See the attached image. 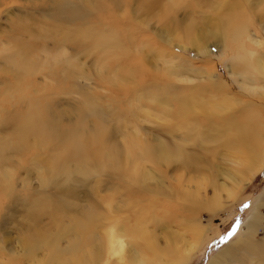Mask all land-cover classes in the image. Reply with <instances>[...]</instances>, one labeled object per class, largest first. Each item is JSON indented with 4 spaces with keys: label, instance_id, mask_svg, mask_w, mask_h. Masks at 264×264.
<instances>
[{
    "label": "bare ground",
    "instance_id": "bare-ground-1",
    "mask_svg": "<svg viewBox=\"0 0 264 264\" xmlns=\"http://www.w3.org/2000/svg\"><path fill=\"white\" fill-rule=\"evenodd\" d=\"M183 1L144 0L142 6L140 0L138 11L148 13L158 9L165 16L161 19L166 20L165 29H168L171 14L184 4ZM199 1L195 0L194 5ZM243 1L250 3V0ZM103 2L106 7H102ZM255 3L260 5L258 0ZM208 4L212 7L206 19L210 24L205 26L196 19L194 23L191 21L183 30L186 38L175 45L183 49L192 46L203 57L200 67L209 72L213 67L208 65L210 55L203 39L219 38L236 62L235 71L229 67V72L231 76L239 77L242 91L234 95L216 82L208 97L199 95L207 93L204 88H200V93L191 90L188 100L191 107L179 101L178 111L183 110L181 115L186 112L192 115L191 129L188 128L191 144L204 149L200 153L202 156L191 153V166L201 172L198 179L194 178L193 188L175 191L165 181L166 167L185 153L181 141L170 146L158 137L149 139L136 128H131L119 146L109 145L99 103L90 93H81L76 120L62 129L47 109L33 103L18 116L15 113L9 118L5 116L3 121L11 120L12 128L10 140L0 141V165L7 161L8 152L12 150L24 156L23 153L30 150L35 153L40 148H47L51 157L44 160L46 178L42 177V184L56 182L60 176L64 180L72 179L75 174L86 176L102 167L117 170L125 186L134 188V195H126L120 206L130 210L131 220L125 217L127 222H121L119 217L111 215V209L119 212L114 204H109L102 212H93L88 206L73 211L65 197L69 189H56L54 195L30 193L26 196L30 209L34 210L28 213L30 224L21 230L18 246H7L2 240L0 264H186L198 247L205 227L198 221L197 213L212 214L232 202L264 166V91L247 82L255 78L264 84V37L259 38L258 30L252 29L247 5L237 0H209ZM90 6L101 11L106 9L110 16L114 13L111 9L119 7L116 0H95ZM68 11L72 13V10ZM129 11L125 12L127 20L131 19ZM90 32H93L91 26L79 27L75 30V37L104 41L100 33ZM142 50L140 48L139 52ZM28 51L29 48L22 46L11 53L10 62H15L23 73L30 68ZM196 70H200L199 67ZM164 73L171 75V70L167 68ZM88 122H91L90 127ZM199 123L214 124L213 133L199 132L193 126ZM95 152L97 156L90 161L92 157L89 155ZM207 154L211 156L208 161L203 158ZM216 156L228 160V164L221 166L215 160ZM202 158L207 165H197L203 162ZM147 164L158 170L165 168L156 177ZM12 172L13 168L0 171V191L7 196L12 191ZM143 199L148 201L147 204ZM263 200L260 198L253 203L250 209L253 213L244 221L250 230L249 235L236 236L206 264H264V240L255 239L261 216L259 204ZM170 202L177 205L170 206ZM149 222H153L152 226Z\"/></svg>",
    "mask_w": 264,
    "mask_h": 264
},
{
    "label": "rangeland",
    "instance_id": "rangeland-1",
    "mask_svg": "<svg viewBox=\"0 0 264 264\" xmlns=\"http://www.w3.org/2000/svg\"><path fill=\"white\" fill-rule=\"evenodd\" d=\"M94 1L0 0V141L10 140L12 121H3L5 116L9 118L14 113L18 116L27 106L37 103L49 111L62 129L76 120L81 93H90L99 103L100 118L106 125L109 145L119 146L124 134L131 128H136L149 139L158 137L170 146L174 142H182L186 154L173 159L166 167L165 181L175 191L193 188V180L198 179L201 172L191 166V153L202 156L200 153L204 149L191 144L188 128L191 129L192 115L188 112L181 115L183 110L178 111L179 101L189 104L191 90L200 93V88L207 93L199 95L208 97V93H213L211 87L216 82L234 95L242 91L239 77H233L229 72V67L235 71L236 62L219 38L203 39L210 55L208 65L213 67L209 72L200 67L203 57L192 46L183 49L175 45L186 38L183 30L191 21L194 23L196 19L205 26L210 24L206 20L212 8L209 0H201L195 5V0H184L176 14H171L168 29H165L166 20L161 19L165 16L158 9L148 13L138 11L140 0H116L119 7L111 9L114 12L111 16L106 9L101 11L90 6ZM237 1L250 8L252 29L258 30L259 38L264 37V0H258V6L256 0H250V3ZM102 7H106V2L102 3ZM67 9L72 13H68ZM126 11L131 13L132 20L125 18ZM105 13L109 16H104ZM90 26L93 30L90 33H100L104 41L75 37L77 28ZM22 46L29 48L31 62L27 73L19 70L15 62H10L13 58L11 53ZM198 67L200 70H196ZM167 68L171 70V75L164 73ZM247 82L264 91L261 80L254 78V81ZM87 126L90 127L91 122ZM193 126L203 134H211L215 125L199 123ZM13 151L8 152L7 161L0 165V171L13 168L11 193L7 196L0 191V243L3 240L7 246L13 247L20 244L21 230L30 224L28 213L34 211L26 200L30 193L54 195L56 189H69L65 197L71 204V210L88 206L93 212H102L109 204H114L119 212L111 209V215L119 217L121 222L125 217L131 220L130 210L120 206L126 195H134V188L125 186L117 170L102 167L86 176L75 174L69 180L60 176L56 182L42 184V177L46 178L44 160L51 157L49 149L40 148L35 153L30 150L23 153L24 156ZM89 156L92 161L97 153ZM203 158L208 161L211 156L207 154ZM203 158V162L197 165H207ZM215 160L221 166L228 164V160L220 156H216ZM147 166L156 177L165 168L158 170L152 164ZM208 191L210 194L209 188ZM260 198L264 199V166L232 202L212 214L205 211L197 213L198 221L205 227L198 247L186 264H206L213 254L236 236L249 235L250 230L244 221L251 216L253 203ZM147 202L144 200V204ZM262 202L259 204L261 216L255 235L258 241L264 240V200ZM169 205L177 204L170 202ZM151 223H148L149 226H152Z\"/></svg>",
    "mask_w": 264,
    "mask_h": 264
},
{
    "label": "snow or ice",
    "instance_id": "snow-or-ice-1",
    "mask_svg": "<svg viewBox=\"0 0 264 264\" xmlns=\"http://www.w3.org/2000/svg\"><path fill=\"white\" fill-rule=\"evenodd\" d=\"M235 230V229H234Z\"/></svg>",
    "mask_w": 264,
    "mask_h": 264
}]
</instances>
